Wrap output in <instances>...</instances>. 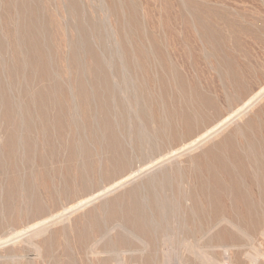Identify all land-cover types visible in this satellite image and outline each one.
<instances>
[{
    "label": "rangeland",
    "instance_id": "374dc122",
    "mask_svg": "<svg viewBox=\"0 0 264 264\" xmlns=\"http://www.w3.org/2000/svg\"><path fill=\"white\" fill-rule=\"evenodd\" d=\"M263 149L264 0H0V264H264Z\"/></svg>",
    "mask_w": 264,
    "mask_h": 264
},
{
    "label": "bare ground",
    "instance_id": "6f19581e",
    "mask_svg": "<svg viewBox=\"0 0 264 264\" xmlns=\"http://www.w3.org/2000/svg\"><path fill=\"white\" fill-rule=\"evenodd\" d=\"M67 6H68V5H67ZM112 10H113V9H112ZM130 11H131V10H130ZM28 20H29V19H28ZM126 23H127V22H126ZM127 24H128V23H127ZM90 26H91V25H90ZM185 26H186V25H185ZM38 27H39V26H38ZM60 27H61V26H60ZM149 34H150V33H149ZM149 36H150V35H149ZM150 39H151V38H150ZM31 40H32V39H31ZM87 40H88V39H87ZM190 41H191V40H190ZM100 42H101V41H100ZM31 43H32V42H31ZM119 43H120V42H119ZM170 43H171V42H170ZM174 44H175V43H174ZM29 45H30V44H29ZM93 46H94V45H93ZM28 47H29V46H28ZM76 52H77V51H76ZM145 54H146V53H145ZM34 57H35V56H34ZM143 58H144V57H143ZM183 58H184V57H183ZM91 59H92V58H91ZM94 59H95V58H94ZM96 59H97V58H96ZM129 59H130V58H129ZM227 64H228V63H227ZM38 65H39V64H38ZM87 65H88V64H87ZM100 65H102V64H100ZM184 66H185V65H184ZM184 66H183V67H184ZM124 71H125V70H124ZM93 72H94V71H93ZM112 72H113V71H112ZM153 72H154V71H153ZM138 73H139V72H138ZM105 74H106V73H105ZM113 74H114V73H113ZM93 75H94V74H93ZM97 75H98V74H97ZM96 77H97V76H96ZM101 78H102V77H101ZM106 78H107V77H106ZM98 79H99V78H98ZM108 79H109V78H108ZM105 81H106V80H105ZM54 83H55V82H54ZM119 83H120V82H119ZM176 83H177V82H176ZM55 85H56V84H55ZM79 85H80V84H79ZM208 85H209V84H208ZM47 87H48V86H47ZM131 87H132V86H131ZM86 88H87V87H86ZM142 88H143V87H142ZM183 88H184V87H183ZM43 89H44V87H43ZM47 89H48V88H47ZM47 89H46V90H47ZM166 89H167V88H166ZM46 90H45V91H46ZM138 90H139V89H138ZM138 90H137V91H138ZM194 90H195V89H194ZM36 91H37V90H36ZM36 91H35V92H36ZM47 91H48V90H47ZM39 92H40V91H39ZM41 92H43V91H41ZM49 92H50V91H49ZM184 92H185V91H184ZM190 92H191V91H190ZM187 93H188V92H187ZM193 93H194V92H193ZM258 93H259V92L257 91V94H258ZM33 94H34V93H33ZM36 94H37V93H36ZM50 94H51V92H50ZM85 94H86V93H85ZM85 94H84V95H85ZM88 94H89V93H88ZM90 94H91V93H90ZM44 95H45V93H44ZM48 95H49V94H48ZM48 95H47V96H48ZM86 95H87V94H86ZM86 95H85V96H86ZM41 96H42V95H41ZM47 96H46V98H48ZM183 96H184V95H183ZM205 96H206V95H205ZM41 98H42V97H41ZM44 98H45V97H44ZM46 98H45V99H46ZM49 98H50V97H49ZM174 98H175V97H174ZM207 98H208V97H207ZM97 99H98V98H97ZM183 99H184V98H183ZM252 99H253V98H252ZM48 100H49V99H48ZM48 100L46 99L47 102H48ZM186 100H187V99H186ZM200 100H201V99H200ZM246 100H247V98H246ZM249 100H251V99L249 98ZM249 100H248V101H249ZM49 101H51V100H49ZM183 101H184V100H183ZM198 101H199V100H198ZM248 101H246V104L248 103ZM90 102H91V101H90ZM53 103H54V101H52V104H53ZM250 103H251V102H249V104H250ZM130 104H131V103H130ZM198 104H199V102H198ZM203 104H204V103H203ZM97 105H98V104H97ZM111 105H112V104H111ZM187 105H188V104H187ZM206 105H207V104H206ZM214 105H215V104H214ZM46 106H47V105H46ZM112 106H113V105H112ZM188 106H189V105H188ZM236 106H237V105H236ZM243 106H245V105L243 104ZM64 107H65V106H64ZM237 107H238V106H237ZM241 107H242V106H241ZM245 107H246V106H245ZM153 108H154V107H153ZM203 108H204V107H203ZM206 108H207V107H206ZM238 108L240 109V107H238ZM74 109H75V108H74ZM81 109H82V108H81ZM197 109H198V108H197ZM199 109H200V108H199ZM210 109H211V108H210ZM213 109H214V108H213ZM239 109H237V110H239ZM237 110H236V111H237ZM68 111H69V110H68ZM209 111H210V110H209ZM191 112H193V111H191ZM204 112H205V111H204ZM204 112H203V113H204ZM210 112H213V111H210ZM234 112H235V111H234ZM234 112H233V113H234ZM157 113H158V112H157ZM172 113H173V112H172ZM177 113H178V112H177ZM194 113H196V112H194ZM235 113H236V112H235ZM60 114H61V113H60ZM124 114H125V113H124ZM191 114H192V113H191ZM191 114H188V115H191ZM204 114H205V113H204ZM207 114H208V113H207ZM122 115H123V114H122ZM149 115H150V114H149ZM173 115H174V114H173ZM183 115H184V114H183ZM185 115H186V114H185ZM195 115H196L197 117H199V116H198L199 114H198V115L195 114ZM200 115H202V114L200 113ZM229 115H231V114H229ZM176 116H177V115H176ZM181 116H182V115H181ZM193 116H194V115H193ZM203 116H204V115H203ZM219 116H221V115H219ZM219 116H218V117L216 116V117L219 118ZM119 117H120V116H119ZM191 117H192V116H191ZM197 117H196V119H197ZM200 117H202V116H200ZM193 118H194V117H193ZM227 118H229V116H228ZM227 118H226V119H227ZM173 119H174V117H173ZM198 119H199V118H198ZM205 119H207V118H205ZM226 119H224V120H226ZM96 120H97V119H96ZM171 120H172V119H171ZM199 120H200V119H199ZM210 120H211V119H210ZM213 120H214V119H213ZM224 120H223V121H224ZM57 121H58V120H57ZM143 121H144V120H143ZM200 121H201V120H200ZM249 121H250V120H249ZM115 122H116V121H115ZM170 122H171V121H170ZM198 122H199V121H198ZM203 122H204V120H203ZM207 122H208V121H207ZM213 122H214V121H213ZM55 123H56V122H55ZM107 123H109V122H107ZM131 123H132V122H131ZM111 124H112V123H111ZM174 124H175V123H174ZM192 124H193V122H192ZM203 124H205V123H203ZM218 124H219V123H218ZM239 124H240V123H239ZM94 125H95V124H94ZM108 125H109V124H108ZM99 126H100V125H99ZM109 126H110V125H109ZM121 126H122V125H121ZM170 126H171V125H170ZM172 126H173V124H172ZM191 126H192V125H191ZM216 126H217V125H216ZM218 126H219V125H218ZM218 126H217V127H218ZM119 127H120V126H119ZM167 127H168V126H167ZM175 127H176V126H175ZM199 127H201V126H199ZM205 127H206V124H205ZM205 127H204V129H205ZM210 128H211V126H210ZM214 128H215V127H214ZM214 128H212V129H214ZM256 128H257V127H256ZM104 129H105V128H104ZM146 129H147V128H146ZM190 129H191V127H190ZM207 129H208V128H207ZM212 129H211V130H212ZM174 130H175V129H174ZM174 130H173V131H174ZM192 130H193V129H192ZM211 130H210V131H211ZM11 131H12V130H11ZM120 131H121V130H120ZM188 131H189V130H188ZM77 132H78V131H77ZM113 132H114V131H113ZM179 132H180V131H179ZM171 133H172V132H171ZM191 133H192V132H191ZM208 133H209V132H208ZM114 134H115V132H114ZM142 134H143V133H142ZM206 134H207V133H206ZM247 134H248V133H247ZM111 135H112V134H111ZM202 135H203V134H202ZM202 135H201L200 137H202ZM204 135H205V134H204ZM227 136H228V135H227ZM102 137H103V136H102ZM118 137H119V136H118ZM134 137H135V136H134ZM229 137H231V136H229ZM113 138H114V137H113ZM145 138H146V137H145ZM232 138H233V137H232ZM115 139H116V137H115ZM126 139H127V138H126ZM244 139H245V138H244ZM247 139H249V137H247ZM89 140H90V139H89ZM112 140H113V139H112ZM197 140H198V139H197ZM197 140H196V141H197ZM23 141H24V140H23ZM196 141H195V142H196ZM208 141H209V140H208ZM226 141H227V140H226ZM226 141H225V142H226ZM245 141H246V140H245ZM247 141H249V140H247ZM118 142H119V141H118ZM170 142H171V141H170ZM216 142H217V141H216ZM221 142H222V140H221ZM31 143H32V142H31ZM114 143H115V142H114ZM253 143H254V142H253ZM221 144H222V143H221ZM227 144H229V142H228ZM245 144H246V143H245ZM34 145H35V144H34ZM219 145H220V144H219ZM225 145H226V144H225ZM115 146H116V145H115ZM119 146H120V145H119ZM228 146H229V145H228ZM230 146H231V145H230ZM259 146H260V145H259ZM89 147H90V146H89ZM218 147H219V146H218ZM236 147H237V146H236ZM243 147H245V145H244ZM246 147H247V146H246ZM261 147H262V145H261ZM110 148H111V147H110ZM112 148H113V147H112ZM142 148H143V147H142ZM146 148H147V147H146ZM148 148H149V147H148ZM219 148H220V147H219ZM227 148H228V147H227ZM251 148H252V147H251ZM87 149H88V148H87ZM116 149H117V148H116ZM181 149H182V148H181ZM221 149H222V148H221ZM230 149H231V148H230ZM241 149H242V147H241ZM144 150H145V149H144ZM225 150H226V149H225ZM237 150H238V149H237ZM263 150H264V149H263ZM82 151H83V150H82ZM87 151H88V150H87ZM140 151H141V150H140ZM242 151H243V150H242ZM246 151H247V150H246ZM28 152H29V151H28ZM117 152H118V151H117ZM175 152H176V151H175ZM231 152H232V151H231ZM243 152H244V151H243ZM243 152H242V153H243ZM33 153H34V152H33ZM84 153H85V152H84ZM109 153H110V152H109ZM115 153H116V152H115ZM126 153H127V152H126ZM157 153H158V152H157ZM209 154H210V153H209ZM216 154H217V153H216ZM224 154H225V153H224ZM239 154H241V153H239ZM53 155H54V154H53ZM148 155H149V154H148ZM121 156H122V155H121ZM121 156H120V157H121ZM127 156H128V155H127ZM129 156H130V155H129ZM153 156H154V155H153ZM232 156H233V155H232ZM240 156H241V155H240ZM115 157H116V156H115ZM118 157H119V156H118ZM118 157H117V159H118ZM120 157H119V158H120ZM131 157H132V156H131ZM227 157H228V156H227ZM230 157H231V156H230ZM83 158H84V157H83ZM86 158H87V157H86ZM124 158H126V157H124ZM124 158L122 157L121 159L124 160ZM244 158H245V157H244ZM53 159H54V158H53ZM114 159H116V158H114ZM114 159H113V160H114ZM128 159H129V158H128ZM237 159H238V158H237ZM251 159H252V158H251ZM258 159H259V158H258ZM229 160H230V159H229ZM239 160H240V159H239ZM252 160H253V159H252ZM262 160H263V159H261V161H262ZM115 161H116V160H115ZM126 161H128V160H126ZM129 161H130V160H129ZM141 161H142V160H141ZM165 161H166V160H165ZM182 161H183V160H182ZM116 162H117V161H116ZM80 163H81V162H80ZM114 163H115V162H114ZM119 163H120V162H119ZM41 164H42V163H41ZM218 164H219V163H218ZM258 164H261V163L259 162ZM120 165H121V164H120ZM239 165H240V164H239ZM263 165H264V164H263ZM118 166H119V165H118ZM224 166H225V165H224ZM210 167H211V166H210ZM259 167H260V166H259ZM93 168H94V167H93ZM221 168H223V167H221ZM252 168H253V167H252ZM256 168H257V167H256ZM43 169H44V168H43ZM209 169H210V168H209ZM85 170H86V169H85ZM98 170H99V169H98ZM100 170H101V169H100ZM212 171H213V170H212ZM222 171H224V170H222ZM257 171L259 172L260 169H258V170L256 169V172H257ZM262 171H263V170H262ZM215 172H216V171H215ZM2 173H3V172H2ZM246 173H247V172H246ZM30 174H31V173H30ZM259 174H260V173H259ZM261 174H262V173H261ZM227 175H228V174H227ZM84 176H85V175H84ZM126 176H127V175H126ZM77 177H78V176H77ZM97 177H98V176H97ZM216 178H217V177H216ZM246 178H247V177H246ZM58 179H59V178H58ZM259 179H260V177H259ZM263 179H264V178H263ZM48 180H49V179H48ZM64 180H65V179H64ZM77 180H78V179H77ZM216 180H217V179H216ZM218 180H219V179H218ZM235 180H236V179H235ZM66 182H67V181H66ZM236 182H237V181H236ZM242 182H243V181H242ZM30 183H31V182H30ZM77 183H78V182H77ZM199 184H200V183H199ZM33 185H34V184H33ZM232 185H233V184L231 183V186H232ZM240 185H241V184H240ZM240 185H239V186H240ZM220 186H221V185H220ZM223 186H224V185H223ZM236 186H238V185L236 184ZM4 187H5V186H4ZM62 188H63V187H62ZM208 188H209V187H208ZM233 189H234V187H233ZM64 190H65V189H64ZM228 190H229V189H228ZM202 192H203V191H202ZM217 192H218V191H217ZM98 194H99V193H98ZM222 194H223V193H222ZM230 194H231V193H230ZM232 194H233V193H232ZM236 194H237V193H236ZM216 195H217V194H216ZM218 195H219V194H218ZM205 196H206V195H205ZM212 197H213V196H212ZM221 197H222V196H221ZM233 204H234V203H233ZM49 205H50V204H49ZM198 205H199V204H198ZM29 208H30V207H29ZM150 209H151V208H150ZM121 211H122V210H121ZM217 211H218V210H217ZM197 212H198V211H197ZM24 213H25V212H24ZM216 216H217V214H216ZM153 218H154V217H153ZM161 218H162V217H161ZM82 219H83V218H82ZM156 219H157V218H156ZM48 220H49V219H48ZM188 220H189V219H188ZM188 220H187V221H188ZM207 220H208V219H207ZM82 221H83V220H82ZM142 221H143V220H142ZM156 222H157V220H156ZM138 223H139V222H138ZM139 224H140V223H139ZM193 224H194V223H193ZM199 225H200V224H199ZM201 225H202V224H201ZM34 226H35V225H34ZM153 226H154V225H153ZM111 227H112V226H111ZM130 227H131V226H130ZM148 227H150V226H148ZM32 228H33V227H32ZM218 228H219V227H218ZM164 229H165V228H164ZM153 230H154V228H153ZM140 231H143V230H140ZM145 231H146V230H145ZM143 232H144V231H143ZM143 232H142V234L144 235ZM151 232H152V231H151ZM233 232H234V231H233ZM157 233H158V232H157ZM193 233H194V232H193ZM163 234H164V233H163ZM151 236H152V235H151ZM151 238H152V237H151ZM245 241H246V240H245ZM242 242H243V241H242ZM154 244H155V242H154ZM94 247H95V246H94ZM105 248H106V247H105ZM151 249H152V248H151ZM101 251H102V250H101ZM8 257H9V256H8ZM134 259H135V258H134ZM135 261H136V260H135ZM214 261H215V260H214ZM153 262H154V261H153ZM134 263H135V262H134ZM43 264H44V263H43ZM191 264H192V263H191Z\"/></svg>",
    "mask_w": 264,
    "mask_h": 264
}]
</instances>
